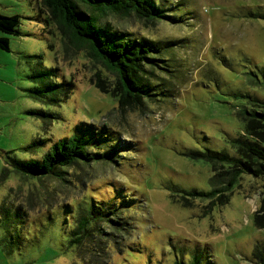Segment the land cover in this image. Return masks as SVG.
Here are the masks:
<instances>
[{
  "label": "rangeland",
  "instance_id": "obj_1",
  "mask_svg": "<svg viewBox=\"0 0 264 264\" xmlns=\"http://www.w3.org/2000/svg\"><path fill=\"white\" fill-rule=\"evenodd\" d=\"M164 3L181 23L119 14L103 18L110 27L133 35L181 39L173 53L182 67L168 75L172 79L184 73L183 78H174L175 97L140 111L130 106L120 109L110 93L96 86L97 69L101 78L105 71L71 46L43 10L41 0H0V13L19 15L21 31L18 36L8 35L9 50L0 48V172L5 165L3 151L14 150L22 159L39 157L40 139L55 142L71 134L79 122L108 127L116 144L133 147L119 146L116 163L70 169L71 181L52 182L48 189L32 193L30 205L18 173L11 171L0 178V264L72 262L64 215L57 213L56 204L89 197L90 191L103 199L115 192L137 197L138 206L128 211L132 231L125 240L129 245L120 246L121 252L112 249L111 264H173L194 255H201V264H257L251 260L252 250L255 243L264 241V227L254 224L253 213L262 205L264 212V177L243 175L229 202L214 205L205 215L207 200L196 199L191 207H183L169 198L164 182L208 188L209 164L178 154L180 147L194 141L222 149L228 146L229 135L246 136L264 146V121L251 123L238 116L243 107L264 113L260 71L264 69V18L251 16L264 13V0ZM38 60L56 67L60 79L74 84L59 106L34 96L39 79L31 74ZM233 92L260 100L236 97ZM32 110H50L60 117L43 124ZM34 140L37 144L31 149L24 148ZM18 202L27 210L15 208Z\"/></svg>",
  "mask_w": 264,
  "mask_h": 264
},
{
  "label": "trees",
  "instance_id": "obj_2",
  "mask_svg": "<svg viewBox=\"0 0 264 264\" xmlns=\"http://www.w3.org/2000/svg\"><path fill=\"white\" fill-rule=\"evenodd\" d=\"M41 5L49 14V19L68 37L71 46L83 51L90 62H95L96 68L105 71L101 78L97 69L95 84L102 91L110 93L120 109L130 106L142 111L152 103L166 102L175 97L177 90L174 89V78H183L184 73L179 72L181 75L172 79L168 75L178 65L175 70L182 67L180 62L176 63L173 53L181 39L155 40L133 35L127 30L110 27L103 20L110 14H119L134 15L144 21L181 23L182 19L165 5L164 0H41ZM251 14L252 17L264 18V13ZM0 31L3 33L0 35V48L9 50L8 35L21 34L19 15L0 13ZM37 58H41V55ZM37 66L31 74L33 78L39 79V85L33 89L35 98L59 106L73 91L74 84L60 79L56 67L44 66L40 60ZM260 71L264 74L263 68ZM257 82L260 83L259 80ZM232 94L260 100L249 93ZM261 103L264 107V101ZM31 112L41 116L43 124H50L54 118L60 117L59 113L50 110ZM238 116L247 118L251 123L264 121V113L254 108L247 110L243 107L238 110ZM113 135L114 132L108 127L79 122L74 125L71 134L55 142L47 144V141L40 139L39 143L43 146L39 157L22 159L15 155L14 150L3 151L5 165L1 169L0 178H6L11 171L18 173L22 185L29 192L25 195V202L30 205L32 193L48 189L52 182L71 181L70 169L96 163H116L120 158L116 150L121 145L116 144ZM226 141L228 146L222 149L202 146V143L195 141L180 147L178 154L209 164V186L207 189L185 187L169 180L164 182V187L170 199L183 207H191L192 201L196 199L207 200L203 210L205 215L214 205L229 202L235 188L240 186L243 175L264 177V146L261 143L246 136L230 135ZM36 142L34 140L24 148L31 149ZM123 146L129 150L133 148L125 144ZM79 180L77 178L74 182ZM12 191L10 188V193ZM110 195V198L103 199L98 193L95 197L90 191L89 197L81 200L71 197L62 205L56 204L57 213L64 215L67 248L74 253V260L69 264H111L112 249L121 252L123 249L120 246L129 245L125 240L132 231L128 211L134 205L138 206L137 197L123 196L120 192ZM14 206L18 210L28 208L22 202ZM262 207L253 213L254 224L258 228L264 227ZM7 229L4 227L6 233ZM201 259V255H194L188 260L176 259L173 264H201ZM251 260L264 264V241L254 244Z\"/></svg>",
  "mask_w": 264,
  "mask_h": 264
}]
</instances>
